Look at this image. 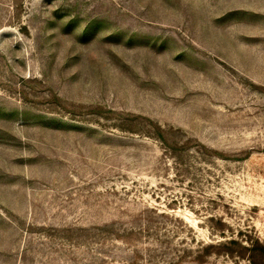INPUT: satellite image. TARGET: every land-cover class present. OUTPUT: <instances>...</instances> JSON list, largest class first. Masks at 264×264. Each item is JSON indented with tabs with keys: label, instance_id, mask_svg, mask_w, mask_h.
<instances>
[{
	"label": "rangeland",
	"instance_id": "1",
	"mask_svg": "<svg viewBox=\"0 0 264 264\" xmlns=\"http://www.w3.org/2000/svg\"><path fill=\"white\" fill-rule=\"evenodd\" d=\"M256 239L264 0H0V264H264Z\"/></svg>",
	"mask_w": 264,
	"mask_h": 264
},
{
	"label": "trees",
	"instance_id": "2",
	"mask_svg": "<svg viewBox=\"0 0 264 264\" xmlns=\"http://www.w3.org/2000/svg\"><path fill=\"white\" fill-rule=\"evenodd\" d=\"M231 243H235L238 244V242L236 240H231ZM251 249H249L250 251H252L253 253H260L262 255H264V246L261 244L259 239H256L255 242L252 243Z\"/></svg>",
	"mask_w": 264,
	"mask_h": 264
}]
</instances>
